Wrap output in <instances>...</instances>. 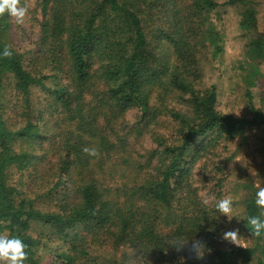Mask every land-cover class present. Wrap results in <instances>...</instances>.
Here are the masks:
<instances>
[{"label": "trees", "instance_id": "obj_1", "mask_svg": "<svg viewBox=\"0 0 264 264\" xmlns=\"http://www.w3.org/2000/svg\"><path fill=\"white\" fill-rule=\"evenodd\" d=\"M36 2L34 70L25 68L23 53L8 41L10 17H0V220L28 246L25 264H45L50 237L68 244L67 251H54L60 264H95L87 240L127 245L140 264H264V237H253L246 221L261 211L257 191L235 201L243 206L240 222L251 242L224 245L222 215L198 199L191 181L193 163L204 167L220 143L264 124L259 109L252 117L220 111L215 86H199L197 45L207 41L213 54L220 50L208 16L219 6L237 8L239 28L253 33L247 54L264 60L254 1ZM5 45L12 48L10 58L2 56ZM42 65L65 74L67 85L48 90ZM6 78L16 105L11 122L2 97ZM33 85L48 90L49 128L34 112ZM130 109L136 111L133 123L125 119ZM161 125L172 126L173 133L155 130ZM146 133L153 134L154 145L140 143ZM30 143L48 158L43 171L35 166L37 154L24 147ZM85 147L98 155H88ZM28 166L34 179L51 177L49 190H67L57 209L36 207L11 184L12 171ZM174 204L182 211H174ZM192 240L205 243L202 259L190 251ZM178 241L188 243L177 250L172 244Z\"/></svg>", "mask_w": 264, "mask_h": 264}, {"label": "rangeland", "instance_id": "obj_2", "mask_svg": "<svg viewBox=\"0 0 264 264\" xmlns=\"http://www.w3.org/2000/svg\"><path fill=\"white\" fill-rule=\"evenodd\" d=\"M253 1L258 17L257 30L264 31V0ZM25 2L29 6L25 24L17 25L10 17L11 29L8 41L17 51L23 53L25 68L34 70L37 64L34 38L37 35L40 13L36 0H21L22 4ZM146 12L148 11L146 10ZM208 16L219 33L220 50L213 54V47L204 45L207 44V41L197 45L200 68L199 86H215L217 108L222 112L238 117H252L253 110L259 109L264 115V60L253 61L247 54V42L253 33L245 32L239 28L237 24L238 12L235 7L219 6L211 10ZM154 20V25H159L160 22L157 19ZM40 70L42 74L48 75L44 79V84L49 87L48 90L67 85L68 79L65 74L52 69L51 66L42 65ZM6 82L2 97L6 106L5 117L11 122L9 118H11L16 105L9 78H6ZM48 90L33 85L31 98L34 102L36 116L42 115L43 120L46 118L49 128L53 118L46 111ZM125 119L129 123H133L136 120V111L128 110ZM43 120L40 119L39 122H43ZM154 128L166 137L173 133L172 126L165 127L164 125ZM142 136L140 143L143 146L154 145L153 134L146 133ZM24 147L31 154H37L38 159L35 166L38 169L44 167L41 170L43 171L48 160L46 154L44 155L43 151L38 149V145L33 143L24 144ZM33 169L28 166L23 171L13 170L9 179L11 184L15 186L19 195L33 198L36 207L47 211L57 209L61 199L65 195H69L64 194L67 190L64 188L49 190V186L53 182L51 177L41 179L36 177L35 180L32 176ZM191 170V181L194 183L196 196L203 202L210 196H215L217 199L231 197L236 201L241 198L242 193L258 191L259 187H264V124L247 128L231 140L223 141L216 148L215 156L209 158L204 167L195 162L191 165ZM209 204L214 205V202H209ZM180 206L181 204H174V211L181 212L182 207ZM242 210V204L235 203L233 219L229 222L226 216L222 215L223 220L220 218L223 225V229L219 233L222 244H230L222 240L221 237L223 232L233 229L239 230L244 245L251 242L240 222ZM160 226L162 227V225ZM80 233L83 231L81 230ZM45 241L47 249L44 253V263L60 264L61 261L56 258L54 251L55 249L67 251L68 244L52 237ZM86 244L88 245L87 250L85 249L86 252L97 257L95 264H115L116 262L140 264L139 255L127 245H114L102 241L99 243V241L91 240H87Z\"/></svg>", "mask_w": 264, "mask_h": 264}, {"label": "clouds", "instance_id": "obj_3", "mask_svg": "<svg viewBox=\"0 0 264 264\" xmlns=\"http://www.w3.org/2000/svg\"><path fill=\"white\" fill-rule=\"evenodd\" d=\"M28 12L29 6L26 2L22 4L21 0H0V17H4L7 14L17 25L25 24ZM12 55L13 51L11 46L5 45L2 56L10 58ZM83 151L90 156L98 155L95 148L85 147ZM204 202H214L216 211L226 216L229 222L233 219L235 201L231 197L217 199L215 196H210ZM255 204L261 211L258 215L249 216L246 219L247 227L253 237H264V187H259L256 192ZM221 239L236 246L246 247V245L242 243L238 229L223 232ZM187 243L188 241H178L172 245L175 246L177 250H180ZM27 247L28 246L19 236L10 234L7 228V222L0 220V264H25V261L28 259ZM205 250L206 245L204 242L192 240L190 251L197 259L203 258Z\"/></svg>", "mask_w": 264, "mask_h": 264}]
</instances>
